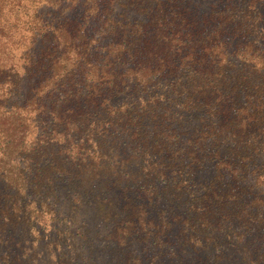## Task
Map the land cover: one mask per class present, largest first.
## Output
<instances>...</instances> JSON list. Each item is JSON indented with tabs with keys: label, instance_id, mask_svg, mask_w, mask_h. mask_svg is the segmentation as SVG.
<instances>
[{
	"label": "trees",
	"instance_id": "16d2710c",
	"mask_svg": "<svg viewBox=\"0 0 264 264\" xmlns=\"http://www.w3.org/2000/svg\"><path fill=\"white\" fill-rule=\"evenodd\" d=\"M76 251L264 264V0H0V264Z\"/></svg>",
	"mask_w": 264,
	"mask_h": 264
},
{
	"label": "rangeland",
	"instance_id": "374dc122",
	"mask_svg": "<svg viewBox=\"0 0 264 264\" xmlns=\"http://www.w3.org/2000/svg\"><path fill=\"white\" fill-rule=\"evenodd\" d=\"M98 247H100L101 251H103L104 254H108L109 246H106L105 242L99 241L97 248ZM97 252H100V250H98ZM78 254L79 253L77 251L72 254L73 258H74L72 260H75V263H78V262H79V264H89L90 263L87 259L80 258V255H78ZM74 256H76L77 258ZM78 258H79V260H78ZM97 263L101 264L102 262L100 263V261L97 260Z\"/></svg>",
	"mask_w": 264,
	"mask_h": 264
}]
</instances>
